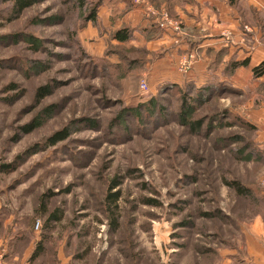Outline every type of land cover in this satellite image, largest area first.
Instances as JSON below:
<instances>
[{
  "label": "rangeland",
  "instance_id": "rangeland-1",
  "mask_svg": "<svg viewBox=\"0 0 264 264\" xmlns=\"http://www.w3.org/2000/svg\"><path fill=\"white\" fill-rule=\"evenodd\" d=\"M135 1L36 0L18 18L0 4L2 264H220L224 251L240 249L241 219L264 202V127L239 118L264 119V80L248 67L240 90L228 66L188 81L185 93L171 89L157 34L122 45L113 33L160 29L162 19L184 26L197 0H138L141 18L131 23ZM228 3L239 23L199 8L197 39L220 24L249 44V27L264 46L263 12ZM209 52L211 63L223 57ZM43 87L50 93L38 98ZM67 128L69 138L49 146ZM234 181L249 199L227 186ZM40 246L44 255L29 263Z\"/></svg>",
  "mask_w": 264,
  "mask_h": 264
},
{
  "label": "crops",
  "instance_id": "crops-1",
  "mask_svg": "<svg viewBox=\"0 0 264 264\" xmlns=\"http://www.w3.org/2000/svg\"><path fill=\"white\" fill-rule=\"evenodd\" d=\"M244 5L248 4L249 7H254V10L257 12H263L264 14V0H240ZM137 7V9L133 8L131 12V23H133L134 19H140L141 18V12L142 8ZM202 7H205L207 12L209 14L211 13L214 17H217V20L220 22L223 20L225 22L231 25V23L235 22L236 24L239 23L237 20L239 19V16L233 15V13L237 12V10L232 9L228 3V0H197V3L194 5H191V10L194 11L195 16L203 18L201 13L199 12V8L203 9ZM139 8V9H138ZM198 9V10H197ZM178 10V8L176 9ZM141 11V12H140ZM205 11V10H204ZM184 13V12H183ZM236 13V14H237ZM241 15V14H240ZM192 19H187L184 23V28L186 29L185 35H182L181 37H176L173 33H169L166 31H163L158 28H154L158 32L157 40L159 42L160 46H164V50L166 51L167 55L166 58L163 61H165L164 66H166V69H164L165 75H162V80L166 81V83L170 84H176L179 86L185 85L190 80L195 81H201L204 78L209 79L211 74L216 75L219 71L223 70L222 68H227L228 63L231 62L234 57L235 52H239L241 54H244V57L237 59L236 61H244L249 60V70L252 71L254 67L259 66L262 62L255 63L257 61L256 59H263L264 58V46L257 41V36L255 35V30H252V28L245 27L244 33L248 36V40L251 42L249 44L246 43L247 40H245L244 37H242V34L240 35V30L238 31H228L231 36L234 39H232V44L227 45L226 41H223L226 37L224 35V32H220L217 28L220 24H214V27L212 30L213 32L209 34L203 35V39L200 37H197L199 35H202V32L204 30L205 22L202 20L201 22L198 20H195V16L192 17ZM182 18V17H181ZM206 18V17H205ZM124 22V21H123ZM136 22V21H134ZM149 21L145 20V24H148ZM123 23H121L122 25ZM234 24V23H233ZM232 24V25H233ZM120 25V26H121ZM147 26V25H146ZM148 28H151V26ZM212 28V27H211ZM246 28L249 29V32L246 31ZM196 32H198L196 34ZM201 32V33H200ZM196 34V35H194ZM239 35V36H236ZM245 36V35H244ZM135 37L138 40L144 41V37L142 34L135 33ZM202 37V36H201ZM199 38V39H197ZM223 38V39H222ZM193 39V43L192 42ZM229 42L231 41V38H227ZM227 40V41H228ZM155 41L153 43H155ZM191 45L196 46L195 48L199 49V52L201 55L198 56V60L194 61L190 67L188 68H182L180 71L175 69V64L180 65L182 62H186L189 59V55H193L192 51L195 49L193 48L191 50ZM252 46V47H250ZM164 51V52H165ZM209 51H219V53H223L224 62L221 67L219 66V69L214 68L211 69L210 65L211 62V55H209ZM227 51V54H224ZM222 57V58H223ZM264 61V59H263ZM177 68V65H176ZM246 68H239L234 72L235 76L231 78V84H236L240 88V90H245L247 87V82L250 80L251 77H246V74L243 72ZM218 75V74H217ZM202 78V79H201ZM264 80V76L262 78H258V81ZM165 83V82H164ZM242 118H244L246 121L254 125L256 128L264 127V119L259 118L263 121H259V119H248L241 115ZM261 117H264L262 115ZM262 196L264 195V178L262 180ZM263 203V202H262ZM264 205V203H263ZM260 205L259 208H256V213L254 214V217L251 220H248L246 222H243V219L240 221V237H241V243H240V249L239 251L231 250V251H224V260L220 264H264V206ZM258 210V211H257ZM243 222V223H242ZM223 255V253H222ZM30 260V259H29Z\"/></svg>",
  "mask_w": 264,
  "mask_h": 264
},
{
  "label": "trees",
  "instance_id": "trees-1",
  "mask_svg": "<svg viewBox=\"0 0 264 264\" xmlns=\"http://www.w3.org/2000/svg\"><path fill=\"white\" fill-rule=\"evenodd\" d=\"M35 3H36V0H0V4H9V5L12 6V10H13L14 14H16L17 18L20 17L25 10H27L30 7H32ZM96 15H97V13L94 12L92 14V16L90 17L89 21H92L93 23H96V20H97ZM135 32L136 31L134 29H131V28L126 26L124 28L116 30L113 33V40L116 41L117 44H122L123 45L125 43H128L130 41H134L136 39ZM140 32H141V34L143 36L145 35V37H147L149 35H155V36H156V34L158 35L157 30L154 29L153 27L147 28V29H142ZM212 54L213 53H209V55H211V56H212ZM219 55H221V53H219V52L215 53V56H219ZM221 59L224 60V58L221 57V58H218L217 61H214V63H211L210 68L212 69V67H215V68L219 67L218 65L220 64L219 61ZM249 65H250V62H249L248 59L244 60V61H237V62L235 61V62L228 63V66H229L230 70L233 71V72H235L239 68H248ZM252 72H253V75L255 76V78H262L264 76V62H262L259 66L254 67L252 69ZM171 89L176 90L177 92H180V93H185L186 92V91H184L185 89H183L182 86H179V85H176V84H173ZM206 90H208V88H202L200 90L198 89V92H204ZM49 93H50V91H48L47 88L43 87L40 90H38L37 97L38 98H44ZM235 115L237 116V114H235ZM239 118L242 121L246 122L245 126L248 129H250V130H254L255 129L254 125H252L251 123L246 121L240 115H239ZM69 136H70L69 135V129L67 128V129L63 130L62 132L57 133L55 136L51 137L50 139H48L49 146H56L60 142H63L65 140H67L69 138ZM227 186L232 188L239 197H243V198L249 199L251 197V195H252V191H251L250 188H248V187H246L244 185H241L240 183H238L236 181L227 182ZM118 196H119L118 194L110 195L108 197V201L111 202V203H116L117 200H118ZM263 203L261 202L258 205L259 206L263 205ZM53 218H54V220H57L56 217L53 216ZM112 225L114 226L113 230H115V231L119 228L117 220L113 221ZM43 255H44V249L40 246L39 249H37L36 251H34L32 253V255L30 257V260H29V263H33V262L37 261Z\"/></svg>",
  "mask_w": 264,
  "mask_h": 264
},
{
  "label": "built area",
  "instance_id": "built-area-1",
  "mask_svg": "<svg viewBox=\"0 0 264 264\" xmlns=\"http://www.w3.org/2000/svg\"><path fill=\"white\" fill-rule=\"evenodd\" d=\"M135 5L142 8V6H144V3H141L140 1H135ZM148 14H151V12H148ZM160 29L169 33H173L176 37H181L182 35H185L186 33V29L184 28V26H182V24L180 25L179 23H174L171 20H165L162 19L161 20V24H160ZM246 31L249 32V29L246 28ZM224 35L226 36V38L230 37V33L228 31L224 32ZM193 60H195L194 56L191 55L188 59V61H186L185 63H182V68H188L191 66V64L193 63ZM144 89H147V85L146 83L143 84ZM40 224H37V228H39ZM2 259L3 256L2 254H0V264H2Z\"/></svg>",
  "mask_w": 264,
  "mask_h": 264
}]
</instances>
